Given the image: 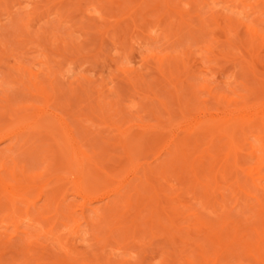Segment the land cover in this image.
I'll use <instances>...</instances> for the list:
<instances>
[{"label":"rangeland","instance_id":"374dc122","mask_svg":"<svg viewBox=\"0 0 264 264\" xmlns=\"http://www.w3.org/2000/svg\"><path fill=\"white\" fill-rule=\"evenodd\" d=\"M155 1L0 0L1 128L9 122L8 116L3 115V112L7 110L5 105L7 99L13 108L26 107L30 102L34 103L35 101H32L35 98L36 101H39V97H36L39 96L36 88L43 85L46 92L48 91V95L51 90L52 95L56 93L57 99L55 98L54 102L60 108V113L67 117L78 145L84 147L83 149L87 150L88 154H92L93 159H96L99 167L102 166L103 171H113L115 166L120 164V174H122L126 170H124V166L126 168L128 166V169L131 167L129 160L126 159L127 150L125 148L123 150L124 143H128L133 156L137 159L134 161H138V163L148 161L154 165L156 161L162 160L161 157L156 158V153L160 152L162 146L160 144L162 142L159 143L156 139L160 138V135L163 140L165 139L169 126L175 120L178 121L181 117L180 110L186 108L184 106L187 105L186 109L190 115L195 113L219 114L222 102L220 97L232 96L233 91L246 95V99L252 102L264 98V45H262V38L247 26L248 23H253L252 25H255L257 29L262 30L259 32L264 33V0H164L162 2L158 0L161 3ZM167 1L168 3L165 4L164 2ZM242 11L243 13H241ZM185 22L191 23L193 28ZM195 34L196 36H194ZM209 41H214V44L211 45L212 48L210 47L211 50L207 49L208 45L211 44ZM251 70L254 71L258 81L252 78L253 71ZM35 72L40 74L36 75ZM32 83L38 86L36 87ZM41 83L43 84L41 85ZM48 84H51L52 87ZM32 86L34 91L31 90ZM175 86L179 98L181 97L183 100H180L182 103L176 101L177 99L174 97ZM34 93L36 94L35 97L33 96ZM189 101L190 104L188 105ZM184 103L186 105L181 107V104ZM238 103L239 101L235 100V104ZM163 106H165L166 111ZM198 108L200 109L194 113ZM144 126H151L150 128L157 126L158 129L154 128L157 133L155 130H153L154 133L150 132L151 134L156 133L155 136L148 132L149 136L145 135L139 140L137 137L141 136L140 130ZM144 129L143 133L145 132ZM133 136H136V140ZM35 137L34 140H39L32 143L35 144L34 147H37L33 152L35 155L33 160L28 158L27 155L29 154L25 155L26 152L21 155L17 152L21 161L27 160V170H40L47 164L46 157H49V152L46 154V149L47 144L52 143V141L43 140V135L39 138L37 135ZM137 139L140 149L133 148ZM40 141L41 143H38ZM155 141L160 146L154 144ZM5 144L0 143V148L4 147ZM55 145H53L54 149H56ZM147 146L149 147L147 148ZM158 148L159 151H157ZM101 149L105 150L102 156L99 155L102 159L95 157L96 154H94H98V151L101 152ZM40 158H43L44 161ZM98 166L95 167L98 168ZM97 168L92 170L97 172ZM167 171L168 176L165 173V177H163L166 178L165 180H169L168 182L163 180L161 175L159 180L154 177L161 183V186L158 185L159 188L165 187L164 192H161L162 189H160V198H164V195L165 197H172L173 202L174 197L177 199V195H180V199L182 197L184 203L186 202L188 206L191 205V210L197 207L199 212L204 211L203 216L207 221L210 215L208 216L207 211L199 207L200 204L194 203L193 193L181 191L183 193L181 194L179 191V188L182 189L186 183L182 182L176 171L172 172L170 168ZM99 172L102 171L99 170ZM99 172L97 181L105 182H100L99 188H111L112 183L116 182L114 181L115 178L113 177L114 179L110 181H113L111 184L108 182L110 184L108 187L106 181L109 180L104 179L103 174ZM158 174L159 172H156L155 176ZM126 175L128 174H124L123 177L131 176ZM70 178L68 180H71ZM121 179L122 184L124 179ZM70 185L71 183L69 185L67 183L68 187ZM185 187L187 188V186ZM67 189H64L67 190L65 192L62 190L67 193V198L65 194L64 198L68 200L64 199V201L72 202V204L63 201L61 207L71 205L69 212L74 210L70 213L72 218L69 216L61 220L56 219L54 215V217L52 216L54 210L51 211L54 207H51L52 209L49 210L51 214L42 215L43 219L37 213L40 215V221L35 219L37 215L35 218L31 216L35 220L33 221L34 226L32 224L30 228L31 223L29 225V222L27 223L24 219L20 220L16 227L7 224V220L1 221L0 219L2 227H0V264L1 262L3 264H48L54 259H65L72 264H79L83 261L88 264H104V262L109 264H164L163 261H166L165 264H187L184 257L179 258L180 254L178 255L177 249L180 248V244L178 242H175V245L171 243L168 239L170 234H166V230L163 232L162 229L155 227L152 229L154 231L159 230V232H154L150 230L151 228L146 227L147 220L150 219L149 225L151 222V218L148 219L150 213L147 214L149 210L145 212L147 216H140L142 221L138 218L141 222H139L138 228H141L140 225L147 221L146 226L143 225L146 229L143 228V230L148 229L149 234L148 230L147 233H144L143 230V233L141 231L140 233L133 229L135 232L133 235L134 232L131 233L130 229L128 232L122 231L123 233H121L123 229H119L116 230L117 232L109 231L110 235H106L109 232L106 230L107 226L105 228L103 225L105 223L100 221L99 216H93V213L86 209L87 206L84 208L80 196L75 193L72 194V190ZM189 190L192 191L190 188ZM121 192L120 194H122ZM37 193L34 194L37 195ZM32 196L34 195L32 194ZM199 198H196V201ZM41 199H37L36 207L43 204ZM169 201L172 204L171 199ZM22 207L21 212L23 214L19 211V216L25 215V207ZM36 207H30V209L33 208L36 212ZM122 209L120 206L118 210L128 214V217L134 214L132 209V212L129 211L130 209ZM46 211L49 212L47 209L43 212L46 213ZM2 212H0V216L4 218L3 216L8 211ZM199 212L196 214H200ZM74 213H76L74 216L77 217L78 215L77 219H74ZM45 216L46 219L44 220ZM48 216L53 218L48 220ZM125 216L123 215V217ZM149 216L151 217V214ZM5 219L7 218L5 217ZM65 219L67 220L65 221ZM54 220L56 223L58 220L60 221L58 225H55ZM73 220L77 221L74 222ZM196 220H201V218ZM165 223L167 225V222ZM75 225H80V227L73 231ZM184 225L183 222L177 223L176 227H184ZM50 227L53 228L52 235L54 234V237L57 235V237L54 238L51 235L49 231L52 229ZM14 229L18 230L17 233H13L16 232ZM168 229L173 231L171 227ZM78 230L81 234H74L75 232L78 233ZM25 231L30 234L33 233V235L31 234L33 237L28 233L32 238L25 236L23 234ZM36 231L40 232L38 234L40 236L35 235L38 233ZM41 231L45 233L42 234ZM173 232L176 233V231ZM106 236L107 238H105ZM26 237L28 240L25 239ZM170 240H172L171 237ZM176 246H178L177 249ZM191 248L194 249L193 246ZM3 252L4 254H2ZM186 253L191 254L193 263L190 264H204L203 262L200 263L201 259L197 255L198 252L193 254V251L187 250ZM16 257L17 259H15ZM69 262L66 264H71ZM217 264H223V262Z\"/></svg>","mask_w":264,"mask_h":264},{"label":"bare ground","instance_id":"6f19581e","mask_svg":"<svg viewBox=\"0 0 264 264\" xmlns=\"http://www.w3.org/2000/svg\"><path fill=\"white\" fill-rule=\"evenodd\" d=\"M156 1L162 2L164 0H160V1L156 0ZM164 3L167 4L168 1ZM157 4L160 5L159 3ZM243 11L241 13H243ZM252 24L253 23H248L247 26H249L250 29L254 31L255 34L259 35L262 38V45H264V33L261 32L262 31L261 29H257V27ZM187 25L192 27L191 23L190 24L187 23ZM192 28H188V29H192ZM259 30L261 31L259 32ZM194 36H196V34ZM209 42H211V44L209 43L210 45H208L209 48L207 46L206 47L207 49L211 50L212 48L211 45L212 43L214 44V41L213 42L209 41ZM249 42L251 41L249 40ZM38 74L36 73V75ZM33 75L37 77L35 74ZM32 78L31 80H33ZM252 78L255 81H258V78L255 75L254 71L252 72ZM42 84L43 83H41V85ZM32 85L36 86L34 83H32ZM48 86H51V84L50 85L48 84ZM38 87L36 88V90H38L37 92L39 93L38 94L39 96L36 97L37 98L39 97L38 99L39 101H36L37 100L36 98L35 100L32 101V102L35 101L36 102V103L34 102L35 104L30 102V104L27 105L26 107H17L18 102L16 101L17 108H13V106L9 103L8 99H7V104H5L7 110L3 112V115L6 117L8 116L7 118L9 119V122L2 128L0 126V143H6L4 147L0 148V212L2 211H3L2 213H4V211L5 212L8 211V212L6 213V215L3 214L5 215L3 216L4 218L0 216L1 221L7 220L6 221L7 224L16 227L19 221L24 219V221H27V223L29 222L28 223L29 225L31 223V226L28 225L30 228L32 227V224L34 223L33 221L35 219L39 220L40 215L41 218L42 215H47V213L48 215H50L51 213L49 210H51L53 207L54 209H52L51 211L54 210L52 212L54 214H52V216L54 215L56 219L61 220L64 219V217L65 218L69 217L71 215L70 213L74 211L71 210V212H69L71 205L70 206L65 205L64 207H61V205H63L62 203L64 199L67 198L66 197L67 193L64 192L68 190L67 188H69L72 190L73 192L72 194L75 193L76 195L82 198L84 208H86L85 206H87L88 208L86 209H89L90 212L93 213V216L95 215H97V217L99 216L98 218L100 219V221L102 223H105L103 224L105 228L107 226L106 230H108V232L109 231L111 232L113 230L115 232L116 230L123 229L121 230V233H123L122 231L128 232V229H130L132 233L133 229L134 231L136 229L135 232L141 231L143 233L144 231L143 228L146 229L145 223L147 221L149 222L150 220L149 218H151L150 225L147 222L146 227L151 228L150 229L151 231L152 230L154 231V229L152 228L155 227L162 229L163 232H165L164 230H166V234L168 235L170 234L169 236L171 237L172 240H174V242H172V240H170L169 237L168 238L169 241L174 245L175 242H178L180 244L179 249H177L178 246H176V249L178 250V255L180 254L179 258H181V256L182 258L184 257V261H186L187 264L193 263V261L191 260V254L186 253L187 250H189L190 252L193 251V254L195 252H198L197 255L201 259L200 263L203 262L204 264H217L218 262H223V264H231V262L232 264H264V98L252 102L246 99V95L238 92L236 93L233 91L232 96L220 97V101L222 102H221V111L219 114L195 113L200 109L198 108L196 109V111H194L195 114L192 113L194 115H190L189 114L190 112L188 113V110L186 109L187 103L185 102L186 104L185 103L181 104V107L186 105L184 107H186L185 109L187 112L185 111V109H181L180 107H178L179 109H181L180 110L181 113L179 112L181 114V117L179 115L180 120L178 119L177 122L176 120L173 123L171 122L172 124L170 123L171 125L169 126V128L167 127L169 125L168 123V125L166 126L168 128V131L166 130L167 137L165 136V139L163 140L160 135V138L163 141L160 138L158 139H160L161 141L156 139L157 142L159 143L162 142L160 143L162 145L160 147L161 150L158 148L157 151L160 150V152L156 153L157 154L156 158L159 159L161 157L162 160H159L157 162L154 159L156 161L154 165L153 163H148V161L146 163L145 162L138 163V161H134L137 159H135L136 157L133 156L134 154L131 148H129V145H127L128 143L127 144L124 143L123 150L124 148L127 150L126 159L129 160L130 163L129 166L131 167L128 169V166L127 168L124 166V170L126 169L125 173L120 174V164H117L118 166H115L113 171L110 170H109L110 172L103 171L102 166L100 167L98 166L99 163L95 161L96 159L95 160L93 159L94 157L92 156V154L89 153L91 154L89 155L87 150L85 151L83 149L84 147H80L78 145V142L73 136L72 127L67 121V117H65L64 114L60 113L59 110L60 108H58V105H56L54 102L55 98L57 99V97H55L56 93L55 94L53 93L52 95L51 94L52 90H51L50 94L52 96L49 94L51 96L50 97L47 93L48 91L46 92V90L43 88L45 86L42 85V87L40 86L41 88ZM32 88L33 86L31 87V90L34 91L35 89ZM174 89H175L174 97L177 99L176 101L182 103L183 100L181 99V97L179 98L178 91L176 90V86L174 87ZM47 90L49 89L47 88ZM35 95L36 94L34 93L33 96L35 97ZM235 100H238L239 103L235 104ZM1 102L3 101L1 100ZM189 104L190 101L188 102V105ZM192 104H194V102H192ZM178 105H180V103ZM163 107L165 108V106ZM205 109L207 110L206 106ZM164 110L166 111V108ZM150 127L151 126L149 127L144 126L145 129L144 128L143 129L145 131L144 132L145 134L143 133V129L141 128L142 130H140V132H142V134L141 136L138 135L139 137L137 138L142 139L143 136L148 135V132L154 133L156 131L154 128H156L157 126H154V128L152 127L153 129ZM151 133L150 135L155 136L157 131L155 134H151ZM41 134L43 135V140L47 139L48 142L49 140H51L52 143H54V144L52 143L47 144V149L45 148L47 150L46 154H48L49 152V157L48 158L46 157V159L48 160L45 159L47 164L44 165L40 170H31V169H30L31 171L27 170L28 169V167H26L27 160L25 161L26 163L21 161V158L18 157L17 152L19 153V155H21L22 153L24 154L26 152L25 155L29 154L27 155L28 158L30 159L34 158L35 155L33 154V152L37 149V147L36 146L34 147L35 144L33 145L32 143H35L33 141L39 140V139L34 140V138H36L35 135H37V138H39V136H42ZM135 138L136 136L134 137V139ZM138 139L137 141L134 142L133 145H135V147L133 146V148H137V149L139 148ZM83 140L86 141L85 139ZM156 141L154 144L160 146V144L156 143ZM38 143H41V141ZM31 145L33 146L31 147ZM53 145L56 146L55 147L56 149H54ZM148 147L149 146H147V148ZM104 149L106 148L104 147ZM104 149H101L102 150L101 152L98 151V154L94 153L96 154L95 157H99L102 159L101 156L102 154H104L103 152L105 151ZM151 150L152 148L150 149V151ZM92 162L95 164L94 166ZM95 166H98V168ZM94 168H97L96 170L98 171L94 172V170H92ZM169 168L170 171L172 169V172L176 171V173H178L177 174L178 177H180L182 182L184 181V183H186L185 186H187V188L183 186L182 189L179 188V191L180 192L183 191L184 193L192 192L193 196L192 195L191 196L193 197V200L195 199L194 203L196 204L198 203V205L200 204L201 206L199 205V207H202L201 209H205L207 211L208 216L210 215L209 219L207 218L208 219L207 221L205 219V216H203L204 211L199 212L196 209L197 207L196 208L194 207L196 210L194 208L193 210H191V205L188 206L186 202L185 204L183 198L181 197L180 199V195H177V199L176 197H174L175 199L173 200L174 204L172 202V197L171 198L167 196L165 197L164 194H161L164 195L163 196L164 198H160L159 195L160 189L163 190V191L161 190V192H164L165 187L163 188L162 186L159 188L158 185L161 186L160 185L161 183H159L157 179L159 180V176L161 175L163 177L165 173H166L165 175L168 176L167 169ZM127 169H128V173L126 172ZM99 170L102 172H99ZM98 172L100 174H103V177H105L104 179L107 178L106 180H109L106 181L107 186L108 185L110 186V184L113 182L110 181L114 178H115L114 181L116 182L113 183L116 184L114 185L112 183L111 188L108 186L109 189H105V188L100 189L99 185L101 181H97ZM156 172L157 173L159 172L158 176H155ZM124 174L131 175L132 178L131 176L128 175H126L128 177H123ZM69 177H71L70 178L71 180H68ZM122 177L124 180L121 179ZM154 177L157 179H154ZM120 179L123 180L122 184ZM165 179L166 178H164L163 180ZM68 181L71 183L69 187L67 186V183L68 185L70 184ZM165 181L168 182L169 180H165ZM102 182L105 183L104 181ZM108 182L110 184H108ZM120 185H122V187H120ZM64 186L65 188H63ZM188 186L190 189H192V191L191 190H189L190 192L188 191L189 189ZM120 188L122 189L120 190ZM123 188H125L126 190ZM121 191L124 192L122 193ZM120 192L122 194H120ZM34 193H37V195ZM32 194L34 196H32ZM64 194L66 198H64ZM112 194L113 196H111ZM181 194L183 193L181 192ZM35 195L36 198H34ZM41 197H43L44 200L41 199ZM169 198L171 199L172 204L169 203L170 202ZM196 198L199 199H197L196 201ZM37 199H41L42 200L41 203H43L37 205L38 207H36ZM179 200L181 201L179 202ZM67 202L68 201L66 202L64 201V203ZM181 202H183L184 204ZM70 203L72 204V202ZM70 203L68 202V204ZM97 203L100 204L97 205ZM179 203H181L180 205L182 206L178 205ZM228 203L230 204L228 205ZM22 206L25 207L24 208L25 215L23 216L21 215L22 216L21 217L19 215L20 212L23 210ZM120 206L124 210L125 209L127 210L130 209L129 211H131V209L132 211L134 210L133 212L131 211L134 214L132 216L129 215L130 217L129 218L128 214H125L124 212L122 211L120 212L118 210ZM30 207H36L37 209V210L35 209L36 212L33 210V208L30 209ZM45 209H47L49 212L47 211L46 213L43 212L45 211ZM201 209L200 211H202ZM147 210H149L147 214L150 213L151 217L149 216L150 215L149 214L148 215L149 220H147L144 224L142 223L140 225V227L142 226L141 228H138L139 227L138 224L140 222L138 218H140L141 215H146L145 212ZM196 211L200 213L198 214L199 216L196 214L197 213ZM37 213H39L40 215H38ZM75 214L76 213H74L73 216ZM123 215L124 216L126 215L125 216L126 218L123 217ZM187 215H192L193 217L192 216L187 217ZM196 215L197 218L198 219L201 218V220H196L197 219ZM31 216H33V218H35L36 216V218L33 219ZM5 217L7 219H5ZM48 217H47L48 220L50 218L51 219L53 218L50 216ZM191 217L192 219H190ZM77 218L78 215L77 217L74 216V219ZM45 219L46 216L44 220ZM67 219H65V221ZM59 220L58 222H60ZM65 221H63L64 224H66ZM73 221L76 222L77 220H73ZM54 222L55 225H58V222L56 223L55 220ZM165 222H167V225ZM182 222L183 224H185L184 227L179 226L177 228L176 227L177 223H182ZM111 224L113 225L112 227ZM143 225L145 226L143 227ZM51 227L50 229H52V231L50 230L49 232L52 235L53 228ZM77 227H80V225L79 226L75 225L73 231ZM170 227L173 229V231H176V233H174L172 230L169 231L168 228ZM33 228L32 231H34ZM137 229H141V230H137ZM14 230L16 231V229ZM147 230H145L144 233H147ZM17 231L16 232L12 231V232L17 233ZM155 231L159 232V230H155ZM167 231H169V233H167ZM110 232L109 234L106 235H110ZM135 232L133 235H135ZM170 232L174 234H171ZM25 233L23 234L25 236H28L29 238L33 235V233H31L32 234L31 235L27 231H25ZM27 233L31 236H29ZM36 234L37 236H40L38 235L40 234V232L35 233V235ZM74 234L80 235L81 233H79L78 230V233L75 232ZM148 234H149V230H148ZM28 237H26L25 239L28 240ZM53 237H51V239L55 241ZM55 237H57V235ZM105 238H107V236ZM5 246L7 245L5 244ZM192 246L194 249L191 248ZM176 249L175 251H177ZM2 254H4V252ZM55 256L57 257V254ZM15 259H17V257ZM67 261L68 260L65 261V259L64 260L54 259L53 262L51 263L49 262L48 264H66L69 262ZM83 262L79 264H83ZM163 262L165 264L166 261ZM85 263L86 262H84V264ZM105 263L106 262H104V264ZM1 264L3 263L1 262Z\"/></svg>","mask_w":264,"mask_h":264}]
</instances>
